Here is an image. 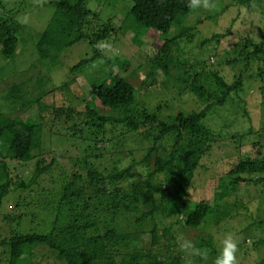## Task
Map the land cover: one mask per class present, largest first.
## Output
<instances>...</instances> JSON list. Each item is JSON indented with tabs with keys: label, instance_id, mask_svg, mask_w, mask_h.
<instances>
[{
	"label": "trees",
	"instance_id": "trees-1",
	"mask_svg": "<svg viewBox=\"0 0 264 264\" xmlns=\"http://www.w3.org/2000/svg\"><path fill=\"white\" fill-rule=\"evenodd\" d=\"M91 1L55 0L56 15L31 39L30 31L17 19L25 14V1L0 0V60L4 58L12 63L19 50L28 44L36 48L43 66L58 64L59 58L62 62L65 50L76 43L85 42L91 49L90 54L69 66L73 77L61 85L48 88L46 71L38 70L34 72L36 76L32 74L13 90L4 89L1 94L8 98L14 94L15 98L9 104L15 107L20 102L30 106H23L29 111L18 117L0 113V209L7 197L18 193L11 211L0 213V234L12 230L5 238L0 237V264H43L45 258H53L55 264H164L162 256H166L170 264H210L201 257L198 249L191 256L182 254L179 244L174 241L173 227L181 225L200 230L208 224L209 213L216 209L212 204L232 196L237 185L246 182L249 175L258 174L256 182H264V152L258 146L260 143L253 142L257 153L248 156L244 151L248 145L243 146L242 154H236L232 142L224 138L229 135L235 140L233 142H240L247 136L264 137V126L260 130L250 127L248 131L233 129L227 133L204 125L213 109L223 107L239 91L243 75H235L229 83L220 71H206L207 63L199 61L202 59L196 48L179 51L178 39L191 40L190 44L195 41L192 28L184 26L177 36L160 42V49L152 50L150 70L143 86L148 91L157 84V70L169 77L172 69L182 67L188 77L186 84L190 83L188 89L204 107L189 115L179 112L167 117L159 110L150 111L146 106L138 108L137 90L121 71L130 64L127 45L123 49L118 47L121 55L111 56L102 49V44L110 36H114V41L127 36L137 41L152 29L167 34L194 8L189 7L190 0H123L131 8V17L127 18L119 13L120 0H94L96 8L92 7ZM107 6L112 11L103 14ZM230 7L234 10L230 22L237 31L229 26L209 38L219 40L221 44L220 39L232 37L234 47L248 54L246 69L251 60L262 63L260 73L254 75L261 80L264 75V0H228L222 11ZM256 11L262 15L260 20ZM248 23L250 31L246 29ZM254 28L261 30L257 37L252 34ZM210 40L205 39L202 44L206 45ZM176 51L188 52V56ZM194 59L198 61L197 66L192 64ZM95 61L100 62L102 70L90 76L91 90L87 99L81 96L78 77ZM212 61L216 63L215 59ZM226 63L233 67L235 61L227 60ZM32 67H37V63ZM149 80L156 83H147ZM176 84L183 85L179 80L173 86ZM98 107L113 110L115 115H103ZM118 128L122 129L120 135H136L130 140L129 152L142 150L146 153L140 162L134 160L123 169L113 165V136ZM45 131H55L57 135L76 140L78 147L83 149L81 157L62 159L73 162L70 175L60 170L64 165L60 158L50 160L42 151ZM106 141L110 146L105 144ZM217 142H221L222 157L229 166L228 171L218 177L221 191L216 193L215 201L192 202L188 197L195 173ZM95 148L101 151L100 155L92 154ZM39 154L41 157L38 158ZM104 158L110 160V164L109 161L99 162ZM35 159L36 165L31 168L28 179L27 175L16 174L17 167L13 163L25 171ZM136 164L148 168L147 189L132 180L131 171ZM56 171L58 174L64 172L60 175L61 180L55 179ZM159 176H163L161 182L156 179ZM46 180H50L48 184L54 190L50 191L52 196L44 197L46 207L52 208L53 220L48 223L47 232L28 231L21 223L27 216L21 210L25 193L39 191ZM57 184H60L58 189L55 188ZM48 189L43 187L41 191L46 193ZM156 190L160 197L155 195ZM218 210L215 212L220 215ZM168 218L173 219L169 224ZM1 223L10 226L5 228ZM147 234L151 235L152 248L144 245L143 236ZM208 237L198 238H202L199 243L203 242L200 247L207 243L208 251L216 253L215 249H210L213 244ZM161 239L166 241L165 250L157 251L154 247H159Z\"/></svg>",
	"mask_w": 264,
	"mask_h": 264
},
{
	"label": "rangeland",
	"instance_id": "rangeland-1",
	"mask_svg": "<svg viewBox=\"0 0 264 264\" xmlns=\"http://www.w3.org/2000/svg\"><path fill=\"white\" fill-rule=\"evenodd\" d=\"M24 1L26 7L23 12L25 14L23 17L17 19L24 25V28L30 31V38L32 39L33 36L42 32L47 25L50 24L53 15H56L55 0ZM120 1L122 2L119 8L120 15L130 18L131 8L129 5L123 3V0ZM227 1L228 0H210L212 6L207 9L203 6L195 7L181 23L171 28L169 33H167L168 35L156 30L152 31V29L147 32L146 37H139L137 39V41L141 43H136L137 41L135 38L131 40V36L118 39L117 41H114V36H110L106 42L102 44V49L111 56L121 55L120 49H123V47L127 45L126 50L127 56L130 59V64L122 67L121 71L123 76H126L137 90L138 102L136 106L138 108L146 106L150 111L159 110L162 116L167 117L171 115L174 116L179 112L189 115L193 112H198L204 107L201 105L200 99L196 98L193 92L188 89L190 83L186 84L188 82V77L184 73L182 67L180 69L178 67L172 69L168 74L169 77H166V74L161 70H157L155 72L157 84L149 88L148 91L143 86L150 70L149 57H151L150 54L153 55L151 53L152 50L160 49L162 46L160 42L164 41L165 38L177 36L178 32L185 26L192 28L191 31L194 33L193 40L195 41L193 44H190L191 40L178 39L179 41L176 42V44L180 46L179 51H186V49L193 50L196 48L202 59L199 61H201V63H207V65H205V68L206 66L208 67L206 71H220L229 83L235 79V75H243L244 79L239 91L234 93V96L229 98L228 102L223 107L217 110L213 109L212 113L208 114L204 125L214 130H225L227 133H231L233 129L240 132L248 131L250 127H253L255 130H260L261 127L264 126V91H261V87L264 85V75L261 80L254 77L255 73H260L259 67L262 66V63L251 60L249 68L246 69L248 54L234 47L232 37L220 39L222 40L221 44L219 40H210L209 38L214 33L224 32L229 26L233 31H237L233 23L230 22V17L233 15L234 10L230 7L222 11ZM91 4L93 8H96L95 5H97V3L94 0L91 1ZM111 11V8L107 6L103 9V14L108 12L111 13ZM256 14L260 20V18H262L261 13L256 11ZM235 24L237 27H240V23L236 22ZM250 26L251 25L248 23L246 27L248 31H250ZM260 32L261 30L254 28L252 34L257 37ZM205 39L210 40L205 43L206 45L202 44V41ZM176 52L188 56V52ZM90 53L91 49L89 45L85 42H79L65 50L62 56V62H59V58L58 64L57 62L51 66L50 64H45L46 67L43 66L44 63L40 62L41 57L38 55L36 48H34L32 44H28L24 46L22 50H19L17 57L12 63L2 58L0 60V113L6 116L18 117L22 114L25 115L29 111L27 109L30 106V104L24 105L23 102H20L16 107L13 104H9V102L15 98V95L13 94L12 96L10 94V98L7 96L2 97L1 94L4 89L9 91L17 87L22 80L30 77L32 74L36 76L37 74H34V72L38 70L46 71V77H49L47 84L48 88L53 85L59 86L63 84L65 80L68 81L73 77V73L70 72L69 66L77 63ZM214 59L216 63H213L212 60ZM227 60L235 61L233 67L226 63ZM197 62V59H194L192 64L197 66ZM35 63H37V67L33 68L32 65ZM98 70H102L99 61H95L90 66L89 70H82L81 76L78 77V88L81 90V96H85L86 98L90 96L92 80L90 76L97 73ZM177 80L181 81L183 85L176 84L173 86V83ZM147 83L156 82L149 80ZM97 109H99L103 115H115L113 110L103 109L101 107ZM34 119L38 120V117H34ZM121 130L120 128L116 129V135L113 136V165L116 164L120 169H123L132 165L134 160L137 161V163L140 162L146 153L142 150H133V152H129V149L132 147L130 140L136 138V135H120L122 134ZM42 136V151L46 153V157L50 160L55 157L58 159L60 158L61 164H64L61 165L62 167H60V170L66 171L70 175L73 162L70 163L67 160L63 162L62 159H65L67 156L74 158L81 157L83 156V149L78 147L76 140H69L64 135H57L55 131L52 133H47V131H45ZM224 138L232 142L233 152L236 154H242L243 146L246 147L248 145L249 148H244L245 154H248V156L256 155L257 147L254 148L253 142H259L260 145L258 146L262 147L264 152V137L247 136L246 140L244 139L240 142H233L235 140L231 139L229 135H226ZM115 143H119L117 147L114 146ZM220 143L221 142L215 143L212 151L206 155L201 167L195 173L188 197L192 202L196 203L203 199L215 201L216 193L221 191L218 188V177L228 171L229 166L225 158L222 157L224 155V149L221 148ZM105 144L110 146L108 141H106ZM92 154L100 155L101 151L95 148ZM39 157H41V154L38 155V158ZM36 161L37 159L32 160V163H29L30 166H28L25 171L21 169L19 164L15 165L13 163V166L17 167L16 174L27 175L26 179H28V175H31V168L36 165ZM107 161H109L108 164H110V160L107 158L101 159L99 162L104 164ZM147 172L148 168L144 164L134 165L131 171L134 183L142 185L144 189H147L149 186L145 181ZM61 174H58V171H56V175L54 176L55 179L61 180ZM258 176V174L249 175V179L246 182L237 185V191L232 193V196L230 194L229 197L222 200V202H214L212 208H216L215 211L219 209L218 213L220 215L215 211H213L215 213H209L206 218L208 224L201 226L202 228H200V230L174 225V241L177 244H179L178 241H182L183 239L191 240L194 245L198 244V247H195L196 251L185 252L178 247V249L182 251V254L191 256L198 251L199 253L206 252V261H209L210 264H214L218 251L223 247L225 235L231 233L238 245V264H264V182H256ZM156 179L161 182L163 176H159ZM49 181L50 180L43 181L39 191L35 190L31 193H25L26 198L24 202H22L21 210L22 213L27 214V216L22 218L23 221L21 223L24 224V227L27 226L26 229L28 231L33 229L37 232H47L49 229L48 223L51 224L53 220V214L50 213L52 208L51 206L46 207V203L44 202V197L46 195L52 196L50 191H54L53 186L48 184ZM58 185L60 184H57L55 188L58 189ZM153 185L155 186V183ZM43 187L49 188L46 193L41 191ZM155 195L160 197L161 194L156 190ZM17 196L18 193H14L11 197L5 199L4 205L0 209L2 215L11 211V207L17 202ZM21 196H24V194H21ZM195 203H192V205ZM171 221H173V219L168 218L167 223L169 224ZM1 224L5 228L10 226L9 223H7V225L5 223ZM11 231L12 230L9 229V231L1 233V239L9 235ZM204 236H209L208 238L213 244L210 249H215L216 253L208 251L209 249L206 247L209 245L207 243L204 244V247H200L203 242L199 243L198 241L202 238H198ZM143 237L145 239V247L152 248L151 235L147 234ZM165 242V239H161L159 247L154 248H156L157 251H164ZM161 259L164 260V264H170V262L166 260V256H162ZM55 262L53 258H49V260H47V258L43 259V264H55Z\"/></svg>",
	"mask_w": 264,
	"mask_h": 264
},
{
	"label": "clouds",
	"instance_id": "clouds-1",
	"mask_svg": "<svg viewBox=\"0 0 264 264\" xmlns=\"http://www.w3.org/2000/svg\"><path fill=\"white\" fill-rule=\"evenodd\" d=\"M201 6L207 9L210 8L212 5L210 3V0H190V8ZM178 242L181 250L185 252L196 251L195 245L191 240L183 239L182 241ZM237 253V242L234 240L231 233H227L225 235V239L223 240V247L218 251V254L215 257L214 264H238ZM199 254L202 258H207L206 252H200Z\"/></svg>",
	"mask_w": 264,
	"mask_h": 264
}]
</instances>
